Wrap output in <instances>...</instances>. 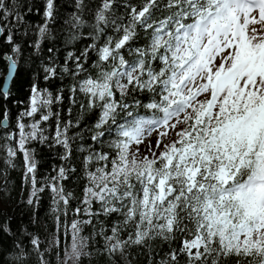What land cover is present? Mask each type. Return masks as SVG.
<instances>
[{
  "label": "snow or ice",
  "instance_id": "6c2138e0",
  "mask_svg": "<svg viewBox=\"0 0 264 264\" xmlns=\"http://www.w3.org/2000/svg\"><path fill=\"white\" fill-rule=\"evenodd\" d=\"M21 6L20 0H0V35L7 29L5 42L12 46V54L0 57L9 81L20 52L11 20L23 22ZM121 6L124 12L117 15ZM43 16L41 37L55 19V0H44ZM94 19L93 43L68 57L75 63L73 76L81 77L70 91L81 93L87 100L81 109L96 115L88 132L97 147L89 148L85 163L97 166L87 173L83 207L74 209L88 218L62 224L71 241L64 264H79L86 254L84 227L113 214L123 219L104 235L108 254L124 256L128 248L156 240L179 241L159 264H264V0H141L138 5L100 0ZM73 21L74 27L83 24L78 15ZM108 28L115 35L96 43ZM141 33L149 37L143 45L137 43ZM92 53L94 73L85 67ZM44 72L45 79L57 75L55 67ZM10 99L5 85L0 128L10 121L5 103ZM71 99L76 103L75 96ZM62 100V94L54 97L32 85L28 108L6 137L16 146L6 148L5 163L15 168L14 159L22 154L24 179L32 188L27 203L34 204L48 187L67 216L72 194L60 186L67 179L65 168L38 187L37 160L27 147L48 142L63 147L61 159L68 158L72 121L58 122L51 138L41 127L53 115L59 120L51 108ZM37 113L39 120L23 122ZM105 141L111 151L103 150ZM6 240L20 255L28 254L16 234L0 224V248ZM30 244L39 264H49L39 239Z\"/></svg>",
  "mask_w": 264,
  "mask_h": 264
},
{
  "label": "trees",
  "instance_id": "16d2710c",
  "mask_svg": "<svg viewBox=\"0 0 264 264\" xmlns=\"http://www.w3.org/2000/svg\"><path fill=\"white\" fill-rule=\"evenodd\" d=\"M7 2V0H6ZM133 4H140L141 0H131ZM22 5L19 11L24 15V20L16 24L11 23L14 43L19 45L20 52L15 54L18 61L14 77L9 85L11 99L6 101L10 112V121L5 128H0V224L6 226L9 235L16 234V239L27 250V255H20L18 247L13 246L11 241H5L3 248H0V261L2 264H39L35 251H33L30 241L38 238L41 244V253L49 264H64L65 253L70 244V236L65 233L62 224H70L72 219H86L88 217L76 216L74 209L83 207L81 201L84 198L87 187V173L96 167V163H85V157L89 153V148H96L97 145L89 139L88 128L95 122V113L89 112L87 107L83 110L80 105L86 106L87 100L81 93H72L71 87L81 77L73 76L76 70L75 63L68 59L69 54L73 57L79 55L86 46L93 43L95 35L93 25L95 24V13L100 6V0H55V19L48 24V32L45 37H41L38 32L39 26L44 23L43 5L44 0H20ZM31 8L32 11H26ZM123 7L117 9V15L123 14ZM78 15L83 20V24L74 27L73 16ZM8 31L0 35V57L11 53V45L5 42ZM107 35H115L111 28L106 29L105 35L101 36L96 43L102 44ZM148 34L141 33L137 41L143 45L148 40ZM39 44V48L35 47ZM52 49L50 52L49 49ZM95 53L88 58L85 67L89 72L94 73L95 69L91 63L95 61ZM131 59V57H129ZM45 67H55L57 75L50 79H45ZM65 69H68L65 71ZM7 70L5 60L0 59V89L2 88L4 75ZM87 73H82L81 76ZM35 84L42 91L46 90L54 97L62 94V102L54 103L51 110L59 113V120L53 115L49 121L42 122L41 127L45 130V135L50 138L55 134L58 122L72 121L73 127L69 129L71 153L66 160L61 159L65 150L61 146H49L48 142L38 144L32 141L27 147L35 153L37 160V180L38 187L46 186L51 178L57 176L60 167L65 168L67 179L60 181L65 193H71L68 215L63 214L64 206L57 204L54 194L48 187L39 193V199L32 205L27 203L31 198V184L24 179V161L22 154H17L14 159L15 168L9 167L5 163L6 148L15 147L14 140L7 139L8 134H14L16 120L19 114L24 112L29 105L30 89ZM75 96L76 103L72 102ZM141 115L144 113L141 112ZM40 114L34 117H24L25 124H31L34 120H39ZM79 122V126L76 124ZM111 139V137H109ZM104 151H111L107 147V141L102 146ZM93 209L98 210L99 205L93 204ZM57 217L61 224H58ZM120 214L111 216L99 215L94 218L91 225L84 227L81 235L87 238L86 254L81 258L79 264H159L160 258L164 256L170 248L178 247L179 241L173 244H165L160 240L151 242L149 247L133 246L128 248L126 255L108 254L104 251L106 241L104 235H110L111 227L122 221ZM122 237L126 238L127 230L122 232ZM59 244H55V240ZM183 264V260L181 261Z\"/></svg>",
  "mask_w": 264,
  "mask_h": 264
},
{
  "label": "water",
  "instance_id": "95a60500",
  "mask_svg": "<svg viewBox=\"0 0 264 264\" xmlns=\"http://www.w3.org/2000/svg\"><path fill=\"white\" fill-rule=\"evenodd\" d=\"M7 76H8V65H7L6 73H5V75H4L3 84H2V88H1V89H4L5 85H7V90H9V85H10V83H11L13 77H14V73H13V75H12V79H11L10 81L7 79ZM5 127H6V126H5ZM5 127H4V128H5Z\"/></svg>",
  "mask_w": 264,
  "mask_h": 264
},
{
  "label": "rangeland",
  "instance_id": "374dc122",
  "mask_svg": "<svg viewBox=\"0 0 264 264\" xmlns=\"http://www.w3.org/2000/svg\"><path fill=\"white\" fill-rule=\"evenodd\" d=\"M155 139H156V137H155V135H153L152 137H151V141H155ZM143 148H144V146L143 145H141V149L143 150Z\"/></svg>",
  "mask_w": 264,
  "mask_h": 264
}]
</instances>
